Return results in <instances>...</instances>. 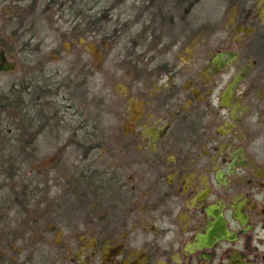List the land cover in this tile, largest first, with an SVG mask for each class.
I'll use <instances>...</instances> for the list:
<instances>
[{"label":"flooded vegetation","instance_id":"1","mask_svg":"<svg viewBox=\"0 0 264 264\" xmlns=\"http://www.w3.org/2000/svg\"><path fill=\"white\" fill-rule=\"evenodd\" d=\"M118 1L52 51L71 112L25 96L0 129V264H264V0L206 28L197 0ZM40 51L1 31L0 75L50 77Z\"/></svg>","mask_w":264,"mask_h":264},{"label":"rangeland","instance_id":"2","mask_svg":"<svg viewBox=\"0 0 264 264\" xmlns=\"http://www.w3.org/2000/svg\"><path fill=\"white\" fill-rule=\"evenodd\" d=\"M118 0H55L53 6H48L45 0L38 1L33 11L30 7H33V0H0V32L3 31L12 36L17 42L20 56L24 55L23 52L30 55L31 64L39 59V55L34 52L36 49H40L42 56H53L52 51L60 48V51L65 56V50L68 49V41L62 40L63 35L67 34L71 30L72 24L76 23V19L82 20V15L78 16L77 12H83L86 16L93 15L96 20H101L108 15V12L104 13L105 9L108 11ZM119 2V1H118ZM131 4H128L127 8H130ZM108 8V9H107ZM75 9L76 11H74ZM123 11L127 10L125 7ZM225 13V5L221 4L220 0H202L197 4L196 8L191 9L187 13V24H195L194 26H207L217 17H222ZM20 17V19L15 18ZM20 20L23 22L22 26ZM208 31V30H205ZM64 41V42H63ZM28 43V47L24 45ZM60 44V45H59ZM20 48L22 51H20ZM27 48V50H26ZM52 59V58H51ZM97 63V61H95ZM21 64L18 63V68ZM68 67L67 61H55L50 60L45 65V74L52 76L56 70H60L63 76L58 77L56 73L54 75V81L60 84L63 77H66L65 71ZM22 80V75L19 71L15 70L12 73L0 75V101H3V95L6 94L7 89L13 84H19ZM65 83V81H64ZM66 86V84H65ZM67 89V87H66ZM66 89L60 91L57 95L61 102L63 112L70 113L67 109V97L69 93ZM82 104V101H80ZM59 107V105H58ZM16 114L18 112H9V116L3 122V126L6 129L18 128V123H15ZM259 145L261 152H263L264 159V137H261L256 142ZM46 165L50 164L52 160V151L43 150ZM75 160L78 159L77 153L75 154Z\"/></svg>","mask_w":264,"mask_h":264},{"label":"trees","instance_id":"3","mask_svg":"<svg viewBox=\"0 0 264 264\" xmlns=\"http://www.w3.org/2000/svg\"><path fill=\"white\" fill-rule=\"evenodd\" d=\"M41 0H33L34 5L33 7H30L31 10L35 11L34 9L36 7L35 4ZM55 0H45V3L48 6H53ZM202 1V0H197ZM225 1H233V0H225ZM76 11L75 9H73ZM78 16L82 15V20L80 18L76 19V23L74 24V27H77L74 31L84 33L85 31H89L91 33H98L100 28V21L96 20V18L93 15L86 16L83 12H77ZM21 17V16H20ZM20 17L15 16V18L20 19ZM21 26L23 22L20 20ZM73 27V28H74ZM66 35V34H65ZM4 44L10 43L8 40L1 41ZM33 78L30 82V87L27 89L22 84H13L10 88L7 89L6 94L3 95V98H5L3 101H0V129H6L3 126V122L6 119V117L9 116V112H18L16 114L15 123H18V128L12 129V130H20L23 128L24 119L22 118V99L27 96L29 97L28 103L30 105H36L38 103V100L40 97L43 98V102L45 103L47 99L50 101L54 99V97H57V95L62 91L65 87L64 84H59L56 81H54V78L51 77H38L36 73L34 72L32 74ZM25 91L27 93H25ZM50 103V110L53 108L51 105L58 106V102L52 101ZM35 107V106H34ZM59 110V108H57ZM58 110H56L58 112ZM54 111V110H53ZM11 130V129H10ZM1 134V133H0ZM13 137L15 135V132H12L11 134ZM11 144H14L13 142ZM20 143L17 142L14 145L11 146L10 152H9V158L8 160L11 162L17 161L16 155L19 154L20 150L18 148H15L13 146H18ZM0 155L4 156L5 152H0ZM3 160V158H2Z\"/></svg>","mask_w":264,"mask_h":264},{"label":"water","instance_id":"4","mask_svg":"<svg viewBox=\"0 0 264 264\" xmlns=\"http://www.w3.org/2000/svg\"><path fill=\"white\" fill-rule=\"evenodd\" d=\"M0 62L3 63L4 62V55L1 54L0 55ZM13 68V65L12 64H9L7 67H0V71H9Z\"/></svg>","mask_w":264,"mask_h":264}]
</instances>
